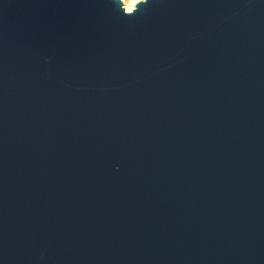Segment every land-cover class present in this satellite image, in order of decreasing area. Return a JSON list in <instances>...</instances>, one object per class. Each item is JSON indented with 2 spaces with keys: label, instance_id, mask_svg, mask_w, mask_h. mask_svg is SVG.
<instances>
[{
  "label": "water",
  "instance_id": "95a60500",
  "mask_svg": "<svg viewBox=\"0 0 264 264\" xmlns=\"http://www.w3.org/2000/svg\"><path fill=\"white\" fill-rule=\"evenodd\" d=\"M0 264H264V0H0Z\"/></svg>",
  "mask_w": 264,
  "mask_h": 264
},
{
  "label": "bare ground",
  "instance_id": "6f19581e",
  "mask_svg": "<svg viewBox=\"0 0 264 264\" xmlns=\"http://www.w3.org/2000/svg\"><path fill=\"white\" fill-rule=\"evenodd\" d=\"M138 0H130V2L128 3H125L124 2V8L127 12H130L133 8H134V5L136 4Z\"/></svg>",
  "mask_w": 264,
  "mask_h": 264
},
{
  "label": "rangeland",
  "instance_id": "374dc122",
  "mask_svg": "<svg viewBox=\"0 0 264 264\" xmlns=\"http://www.w3.org/2000/svg\"><path fill=\"white\" fill-rule=\"evenodd\" d=\"M124 2L128 3V2H130V0H122L123 5H124Z\"/></svg>",
  "mask_w": 264,
  "mask_h": 264
}]
</instances>
